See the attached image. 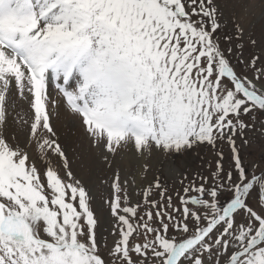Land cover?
<instances>
[{
	"label": "snow or ice",
	"instance_id": "snow-or-ice-1",
	"mask_svg": "<svg viewBox=\"0 0 264 264\" xmlns=\"http://www.w3.org/2000/svg\"><path fill=\"white\" fill-rule=\"evenodd\" d=\"M226 8L0 0V264H264V157L241 154L264 136V43ZM61 108L88 163L60 142ZM204 147L206 175L116 167L94 206L95 169L118 155Z\"/></svg>",
	"mask_w": 264,
	"mask_h": 264
},
{
	"label": "rangeland",
	"instance_id": "rangeland-1",
	"mask_svg": "<svg viewBox=\"0 0 264 264\" xmlns=\"http://www.w3.org/2000/svg\"><path fill=\"white\" fill-rule=\"evenodd\" d=\"M226 3V11L228 13L235 11L236 15L239 17V22L242 24V26L246 28L247 33L250 34L253 39L257 40L258 47L255 49V51H259L260 45L264 43V2H262V0H226ZM245 41H247V35L245 37ZM245 55L247 56V50L245 52ZM68 113L70 114L69 111ZM70 122L72 124H80V119L79 117L71 113ZM62 134L67 136L65 132ZM248 135L249 137H252L253 134L249 133ZM78 154L79 155L76 156L77 160H82L84 163L89 162L88 150H83ZM241 154L247 164H251L254 161H259L262 157H264V136H261L259 133H256L252 146L246 151H242ZM122 155L123 154L118 155L117 157L121 158ZM225 155H228V150L226 146ZM157 160L159 161L156 162ZM172 160L174 159H169L164 157L162 154H157L145 160L143 164L147 163L152 172L161 170L162 175L168 176L169 172L166 171V166L169 165V162H171ZM176 161L179 164L183 163L178 167L181 169L182 172H187L188 178L191 179L193 175L197 172H204L205 175L207 174L206 169L208 163L213 161V153L211 149L204 147L198 150L197 152H194L191 155ZM115 165L116 164L113 165V170L115 169V167H117V165ZM135 166L136 165L131 162L125 171L120 169L121 178H123L124 175L128 173L134 172ZM113 170L112 168H109L105 165H101L95 169V176H93L92 180V185H94L92 189V194L95 198L94 206L98 208H104L105 200L108 199L111 195L110 184L111 178L114 175ZM149 178H151V176ZM174 179L176 181L175 184H172V181L170 180L169 185L170 187H174L175 189L179 190L181 187L179 183L181 176L177 174ZM111 240L112 237H109V243H111Z\"/></svg>",
	"mask_w": 264,
	"mask_h": 264
},
{
	"label": "bare ground",
	"instance_id": "bare-ground-1",
	"mask_svg": "<svg viewBox=\"0 0 264 264\" xmlns=\"http://www.w3.org/2000/svg\"><path fill=\"white\" fill-rule=\"evenodd\" d=\"M70 114L64 108H61L60 116L57 120L54 121V124H55V127L57 129V134H58L60 141L64 145H70L71 151L73 153H75V157H76L79 155L78 154L79 152H81L83 150H88L89 142L86 138V134L84 133V130L81 127V125L80 124H72L70 122ZM64 132L67 136L62 134ZM144 161L145 160L138 159L133 153H126V154H123L121 156V158L116 157L114 164H116L117 167H119L121 170L125 171L126 168H128V166L130 165V163L133 162L136 165L135 169H134V172H135V171L142 169V165H143ZM158 161L159 160H157L156 162H158ZM182 164L183 163L179 164L176 160H172L171 162H169V165L166 166V171L169 172L170 166H173V165L179 166ZM113 168H112V170H113ZM113 174H114V172H113ZM93 187H94V185L91 184L92 189H93Z\"/></svg>",
	"mask_w": 264,
	"mask_h": 264
}]
</instances>
